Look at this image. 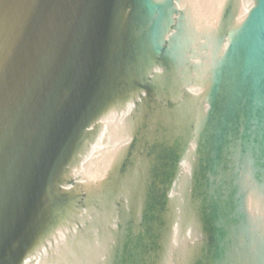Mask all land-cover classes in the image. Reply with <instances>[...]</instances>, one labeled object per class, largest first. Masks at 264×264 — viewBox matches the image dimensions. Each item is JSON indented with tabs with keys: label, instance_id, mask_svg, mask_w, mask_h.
<instances>
[{
	"label": "water",
	"instance_id": "water-1",
	"mask_svg": "<svg viewBox=\"0 0 264 264\" xmlns=\"http://www.w3.org/2000/svg\"><path fill=\"white\" fill-rule=\"evenodd\" d=\"M0 264H264V0H0Z\"/></svg>",
	"mask_w": 264,
	"mask_h": 264
}]
</instances>
